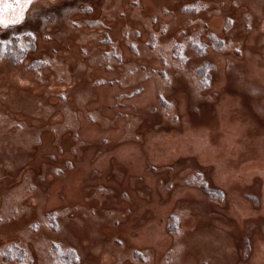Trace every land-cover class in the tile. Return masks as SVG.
Returning <instances> with one entry per match:
<instances>
[{"label":"rangeland","instance_id":"374dc122","mask_svg":"<svg viewBox=\"0 0 264 264\" xmlns=\"http://www.w3.org/2000/svg\"><path fill=\"white\" fill-rule=\"evenodd\" d=\"M152 1L0 25V264H264V0Z\"/></svg>","mask_w":264,"mask_h":264},{"label":"bare ground","instance_id":"6f19581e","mask_svg":"<svg viewBox=\"0 0 264 264\" xmlns=\"http://www.w3.org/2000/svg\"><path fill=\"white\" fill-rule=\"evenodd\" d=\"M168 2V0H153L152 1V8L151 9H153L154 7H155V10L157 11V12H160L161 11V9H162V6H164V5H166V3ZM251 2H255V0H249V3H251ZM179 4L180 3H177V4H175L174 5V7L176 8V7H178L179 6ZM179 17V19H180V17H182V15H179L178 16ZM221 17H215V18H212V22H213V24L214 25H219V23L221 22ZM134 20V19H133ZM262 34H260V32L258 31V27H257V29L255 30H253L252 32H250V33H248V35H247V38H245L246 40H245V42H246V58L245 59H240V58H237L235 55H233V54H230V58H229V61H235L236 63H244L245 61H246V59H247V62L250 64L249 66H250V71L252 72V73H260L261 72V68H260V64H258V63H256V60H259V57H257L256 55H255V46H254V41H255V39H257V38H259L260 36H261ZM220 55V54H219ZM71 56L72 57H76L77 59H79L80 60V62H84L81 58H79L78 56H77V53H76V49H74V50H72V53H71ZM252 70H254V71H252ZM5 71H8L7 69H5ZM121 72H123L124 70L122 69V70H120ZM16 72H18V73H16V74H13V75H11L10 77H8L9 79H13V77L15 76H17L18 78H17V81H21L22 79H23V77H25V78H28L29 79V77L30 76H32V74L31 73H28V74H23V73H21L20 71H16ZM251 73V74H252ZM5 74H8V72H5ZM24 76H23V75ZM235 75H237L236 73H235ZM222 76H224L225 77V74L223 73L222 74ZM13 82V81H12ZM81 82V86H79V88L80 89H82L83 87H84V85H85V83L83 82V81H80ZM85 82H87V81H85ZM35 86H39V84L37 85L36 83L34 84V87ZM42 89L41 90H44V89H46V87H41ZM35 89H37V88H35ZM113 90H114V88H113ZM114 92V91H113ZM52 98L50 99V100H47V101H49V102H52ZM240 124V126H241V129H243V122H240L239 123ZM240 138H241V136H239ZM260 141H262L263 143H264V139L262 138ZM43 144V143H42ZM263 163H264V161H263ZM44 172L46 173V170H44ZM47 181H45V183H46ZM38 193H37V196L38 195H40L41 193H42V188H40L38 191H37ZM88 230H89V232H90V228H88ZM93 233H94V230H93ZM92 236H93V234H92ZM108 251V250H107ZM106 254H108V252H104V258H102L103 259V261H102V259L99 261V264H109L110 262H109V259H108V256L106 257Z\"/></svg>","mask_w":264,"mask_h":264},{"label":"snow or ice","instance_id":"6c2138e0","mask_svg":"<svg viewBox=\"0 0 264 264\" xmlns=\"http://www.w3.org/2000/svg\"><path fill=\"white\" fill-rule=\"evenodd\" d=\"M30 2L31 0H0V25L8 27L20 22Z\"/></svg>","mask_w":264,"mask_h":264},{"label":"trees","instance_id":"16d2710c","mask_svg":"<svg viewBox=\"0 0 264 264\" xmlns=\"http://www.w3.org/2000/svg\"><path fill=\"white\" fill-rule=\"evenodd\" d=\"M0 56L7 57L9 56V52L3 50V53H0ZM16 56L17 57L20 56V52H18L16 55H12V61H14V58ZM11 251L9 250L5 252V253L7 252L10 253L8 254L9 256H7L8 258L14 257L13 255H11ZM57 260L62 262V264H74L77 259H76V254L74 251L66 250V251L58 253Z\"/></svg>","mask_w":264,"mask_h":264}]
</instances>
